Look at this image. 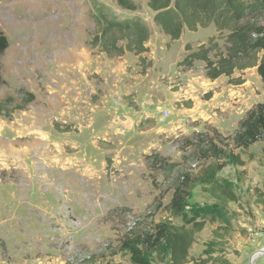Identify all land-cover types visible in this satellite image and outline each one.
<instances>
[{"label": "rangeland", "instance_id": "1", "mask_svg": "<svg viewBox=\"0 0 264 264\" xmlns=\"http://www.w3.org/2000/svg\"><path fill=\"white\" fill-rule=\"evenodd\" d=\"M132 1L137 10L117 0H0L9 41L0 102L12 109L35 94L25 109L0 114V264H134L123 246L130 234L185 222L168 204L180 170L202 164L197 134L218 131L226 145L264 102L256 67L212 81L203 60L181 63L202 45L212 59L225 53L228 30L185 28L171 40L148 0ZM242 1L243 23L264 25V1ZM97 6L147 21L149 52L109 56L93 47ZM233 152L244 164L227 162L218 176L237 201L212 214L220 202L193 189L186 217L205 225L190 253L207 264H264L263 253L251 260L264 249V141ZM162 251L152 264H169Z\"/></svg>", "mask_w": 264, "mask_h": 264}, {"label": "trees", "instance_id": "2", "mask_svg": "<svg viewBox=\"0 0 264 264\" xmlns=\"http://www.w3.org/2000/svg\"><path fill=\"white\" fill-rule=\"evenodd\" d=\"M264 1V0H261ZM122 8L137 10L138 6L132 0H117ZM148 6L154 11V21L171 40H178L185 28L198 31L200 27L215 24L218 31L228 30L227 51L218 54L216 59L209 55L211 47L201 46L199 50L188 53L182 64L191 67L194 60H203L206 63L207 77L214 81L221 76L231 77L236 70L257 68V72L264 83V25L251 21L243 23L246 6L242 0H148ZM98 16L95 22L98 33L91 41L93 47L99 48L109 56L133 52L143 55L149 52L147 46L152 36L150 24L142 17L122 19L110 7H96ZM9 46L4 34L0 35V56ZM189 49V45H187ZM142 61H145L142 58ZM1 80V79H0ZM22 98V103L10 109L6 101L0 102V114H10L14 110H23L35 99L33 92ZM216 130V129H215ZM216 137L198 133L202 142L199 153L203 156L199 170L194 173L189 169H182L173 183V193L168 204L172 217H184L185 222L174 224L170 220H163L155 224L153 233L143 231L128 236L123 242L134 264H152L151 255L163 253L167 250L169 264H207V260H200L190 253V248L196 240V234L205 225V221L187 219L186 209L193 189L200 185L214 197L220 204H214L212 214H222L220 205L237 201V196L230 182L222 183L218 173L227 162L243 165L244 161L239 154L233 151L249 149L259 141H264V102L257 103L240 120L238 128L225 138L220 132ZM219 138V141L217 140ZM231 147L232 150H229ZM202 151V152H201ZM213 157H212V156ZM111 160H108V167ZM200 216L201 213H196ZM162 260H166L162 258Z\"/></svg>", "mask_w": 264, "mask_h": 264}, {"label": "water", "instance_id": "3", "mask_svg": "<svg viewBox=\"0 0 264 264\" xmlns=\"http://www.w3.org/2000/svg\"><path fill=\"white\" fill-rule=\"evenodd\" d=\"M261 253H264V249L261 250V251L256 252L255 254H253L251 260H254V259H255L258 255H260Z\"/></svg>", "mask_w": 264, "mask_h": 264}, {"label": "bare ground", "instance_id": "4", "mask_svg": "<svg viewBox=\"0 0 264 264\" xmlns=\"http://www.w3.org/2000/svg\"><path fill=\"white\" fill-rule=\"evenodd\" d=\"M264 254V253H263Z\"/></svg>", "mask_w": 264, "mask_h": 264}]
</instances>
